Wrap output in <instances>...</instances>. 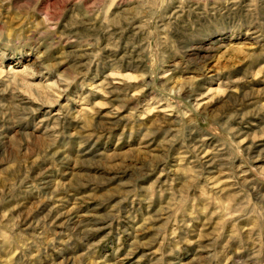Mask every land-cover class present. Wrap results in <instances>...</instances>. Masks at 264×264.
Returning <instances> with one entry per match:
<instances>
[{"label":"rangeland","instance_id":"rangeland-1","mask_svg":"<svg viewBox=\"0 0 264 264\" xmlns=\"http://www.w3.org/2000/svg\"><path fill=\"white\" fill-rule=\"evenodd\" d=\"M0 264H264V0H0Z\"/></svg>","mask_w":264,"mask_h":264},{"label":"bare ground","instance_id":"bare-ground-1","mask_svg":"<svg viewBox=\"0 0 264 264\" xmlns=\"http://www.w3.org/2000/svg\"><path fill=\"white\" fill-rule=\"evenodd\" d=\"M115 168V167H114Z\"/></svg>","mask_w":264,"mask_h":264}]
</instances>
